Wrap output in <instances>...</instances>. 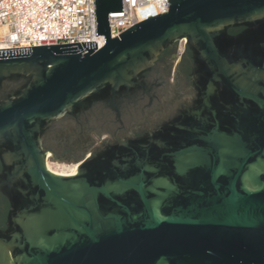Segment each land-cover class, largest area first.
Listing matches in <instances>:
<instances>
[{"label":"water","instance_id":"1","mask_svg":"<svg viewBox=\"0 0 264 264\" xmlns=\"http://www.w3.org/2000/svg\"><path fill=\"white\" fill-rule=\"evenodd\" d=\"M168 3L111 39L108 15L122 2L93 0L105 45L81 43L83 55L79 43L0 50V87L27 81L0 101L1 163L14 169L7 186L23 209L0 264H264V0ZM180 39L199 54L202 88H219L227 106L128 157L112 151L75 176L50 173L44 124L114 96Z\"/></svg>","mask_w":264,"mask_h":264},{"label":"flooded vegetation","instance_id":"2","mask_svg":"<svg viewBox=\"0 0 264 264\" xmlns=\"http://www.w3.org/2000/svg\"><path fill=\"white\" fill-rule=\"evenodd\" d=\"M198 55L192 45L180 39L156 53L134 77L133 84L119 89L114 96L108 93L83 100L76 108L47 121L38 136L46 169L61 176L50 171L48 163L67 166L68 172L71 167L76 171L85 168L104 153L113 151L128 157L137 147L164 140L167 133L194 119L199 111L204 115L217 102L227 106L219 88H202ZM25 84V78L5 80L0 87V101ZM123 143L127 150L115 151ZM1 162L0 158V246L9 226L18 225L17 214L23 211L7 186L8 173L14 169L7 170ZM11 206H15L13 212L9 211Z\"/></svg>","mask_w":264,"mask_h":264},{"label":"built area","instance_id":"3","mask_svg":"<svg viewBox=\"0 0 264 264\" xmlns=\"http://www.w3.org/2000/svg\"><path fill=\"white\" fill-rule=\"evenodd\" d=\"M122 12L108 15L109 36L119 38L135 24L162 15L168 0H121ZM93 0H0V50L94 42L95 51L104 36H95Z\"/></svg>","mask_w":264,"mask_h":264},{"label":"rangeland","instance_id":"4","mask_svg":"<svg viewBox=\"0 0 264 264\" xmlns=\"http://www.w3.org/2000/svg\"><path fill=\"white\" fill-rule=\"evenodd\" d=\"M49 164V167L54 170V171H57V172H63V173H66L68 168L67 166H62L60 164H56V163H48Z\"/></svg>","mask_w":264,"mask_h":264},{"label":"bare ground","instance_id":"5","mask_svg":"<svg viewBox=\"0 0 264 264\" xmlns=\"http://www.w3.org/2000/svg\"><path fill=\"white\" fill-rule=\"evenodd\" d=\"M49 170L52 171L53 173L61 175L63 177V176H67V175H73L75 172V167H71L70 170L66 173H63V172L60 173V172L54 171L50 167H49Z\"/></svg>","mask_w":264,"mask_h":264},{"label":"trees","instance_id":"6","mask_svg":"<svg viewBox=\"0 0 264 264\" xmlns=\"http://www.w3.org/2000/svg\"><path fill=\"white\" fill-rule=\"evenodd\" d=\"M241 29L244 30V29H246V27H242ZM241 29H240V30H241ZM234 31H235V29H232V30H231V32H234Z\"/></svg>","mask_w":264,"mask_h":264}]
</instances>
